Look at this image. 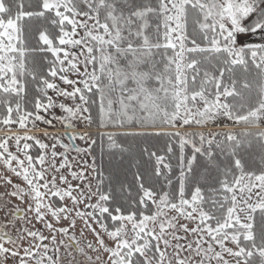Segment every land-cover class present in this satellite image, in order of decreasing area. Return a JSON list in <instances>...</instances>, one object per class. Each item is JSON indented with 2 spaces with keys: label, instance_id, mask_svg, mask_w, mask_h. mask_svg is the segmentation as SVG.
I'll use <instances>...</instances> for the list:
<instances>
[{
  "label": "snow or ice",
  "instance_id": "6c2138e0",
  "mask_svg": "<svg viewBox=\"0 0 264 264\" xmlns=\"http://www.w3.org/2000/svg\"><path fill=\"white\" fill-rule=\"evenodd\" d=\"M0 188V264H264V0H0Z\"/></svg>",
  "mask_w": 264,
  "mask_h": 264
},
{
  "label": "rangeland",
  "instance_id": "374dc122",
  "mask_svg": "<svg viewBox=\"0 0 264 264\" xmlns=\"http://www.w3.org/2000/svg\"><path fill=\"white\" fill-rule=\"evenodd\" d=\"M13 179L15 180V177H13ZM18 182V181H17ZM0 191H3V189L2 188H0Z\"/></svg>",
  "mask_w": 264,
  "mask_h": 264
}]
</instances>
